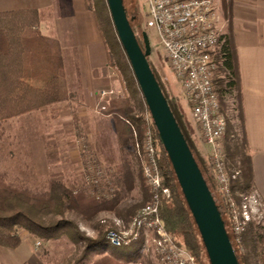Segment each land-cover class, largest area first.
Returning <instances> with one entry per match:
<instances>
[{"label": "trees", "instance_id": "trees-1", "mask_svg": "<svg viewBox=\"0 0 264 264\" xmlns=\"http://www.w3.org/2000/svg\"><path fill=\"white\" fill-rule=\"evenodd\" d=\"M85 3L94 13L98 27L100 25L97 18H101L103 28L99 27L100 33L103 32L104 38L107 36L109 40L107 43L101 35L108 65L118 70L127 92V96L122 100H112L108 108L104 107L106 112L113 113L115 119L120 156L119 171L112 182L116 192L112 193L113 198L90 197L83 190L70 189L61 179H49L40 186H31L19 180L6 181V173L0 170V246L17 248L21 243L19 235L21 229L42 241L65 235L75 245H81V255L73 264H101L100 261L94 262L92 257L103 253H109L121 260L125 259L127 263L133 261L139 263L141 257L134 250H137L142 242V237L127 245V247L135 245L131 252H127L124 250L126 246L115 247L109 244L105 239V230H99L97 236L90 237L79 231L74 219L65 216L66 212H72L89 222H93L101 211H111L121 216L118 208L121 199L119 189L129 192L134 189L138 180L143 196L139 202L124 208L123 216L129 221L140 207L150 201L153 194L145 182L140 158L134 154L138 161V167L134 168L135 164L131 158L133 153L129 151L130 146L134 149L136 139L142 138L146 128L142 117L146 110L144 99L117 37L106 0H85ZM125 10L127 14L126 7ZM37 19L34 10L0 12V122L64 99L60 80L63 73L60 56L53 54L46 44L47 40L37 33L35 29ZM129 20L135 31L132 18L129 17ZM136 36L142 45L141 36ZM214 57L218 64L215 84L220 110L225 115L227 123L225 158L228 168H234L231 172H237L232 179L231 189L234 194H248L250 189H253V180L250 158L246 152L240 79L231 32L220 34ZM148 61L210 190L216 189L206 157L196 146L176 99L167 91L161 74L149 57ZM32 64L38 72L34 77L28 74ZM32 80L40 81L41 85L33 84ZM234 117L238 121L240 136L235 134V127L230 120ZM154 132L156 133V130ZM1 135L0 130V138ZM230 140L232 143H229ZM157 163L162 178L161 187L169 190L168 196H161L159 189L158 212L164 226L174 240L192 254L197 264H203V260L209 264L196 225L160 144ZM217 194L219 203L217 201L216 203L231 240L226 202L218 192ZM233 246L239 264H264V225L250 221L242 234L241 244Z\"/></svg>", "mask_w": 264, "mask_h": 264}, {"label": "rangeland", "instance_id": "rangeland-1", "mask_svg": "<svg viewBox=\"0 0 264 264\" xmlns=\"http://www.w3.org/2000/svg\"><path fill=\"white\" fill-rule=\"evenodd\" d=\"M124 5L127 9L128 18H132V25L135 28L136 35L141 36V33L146 31L151 48L149 58L161 74L167 91L176 99L178 107L188 124L187 127L189 132L194 138L196 146L203 153L204 157H206L207 165L209 166L206 146L199 137L198 129L192 119L190 106L183 95L181 86L167 64V60L155 31L153 29H145L143 25L147 11L145 0H124ZM97 19L100 25L99 27L103 28L101 18L98 17ZM102 33L101 35L103 36ZM103 39L108 43L109 40L107 36H105V38L103 36ZM111 71L112 72L109 74V77L112 80L110 88L103 86L98 87L95 91V95L98 97V100L96 99V109L98 111L101 110L102 105H108L112 100H122L127 96L125 85L123 84L118 70L114 67ZM62 75L60 79L61 83ZM103 90L108 91V93L103 95ZM108 96L111 97V99L107 104L104 100ZM46 106L10 117L0 122V130L2 131L0 138V170L6 173L5 180H19L20 182H24L31 186H40L45 183L44 181L49 179H61L70 189H73L74 191L83 190L86 192L87 196L95 197L93 194L108 193L111 195V197L108 198H113L114 195L112 193H115L116 191H114L115 187L112 182L119 171L120 156L118 146L115 142L117 140L115 137L113 138L111 130H109L110 128H106L105 125L98 122V125L92 128L95 132V141L90 142L88 140V132L86 128L82 126L78 120L79 125L72 129L73 133L77 134L75 138L73 137L75 141L73 143H64L63 141H65L66 136H63V131H68L67 128L69 126L67 125L68 127H66L61 120L62 116L60 115V112L56 109H44ZM74 118H76L75 112H73L72 115V119ZM230 120L235 127V134L240 136L241 132L237 127V118L234 117V119ZM225 141L226 132L222 140L224 152ZM229 143H232V141L230 140ZM75 151L80 158L78 164L75 165L73 162L70 164L69 160H66L67 163L62 164L57 161L62 153L64 155H69V158H71L73 152L76 154ZM129 151H132L133 153L131 158L135 164L134 168H136L138 167V161L134 155L135 150L130 146ZM89 164H93L94 166L95 164L99 165L103 171L102 174L96 175L95 177L92 174H88L87 172L89 171L87 170V165ZM233 169H230V172ZM93 177L96 179V182L91 181ZM135 183L134 189L129 192L118 188L121 194V199L118 204L119 212L122 214L121 216L111 211H101L95 217L93 222L86 221L72 212H66L65 216L74 219L79 231L90 237L97 236L99 230H105L106 234L109 229H120L126 226L129 222L123 216L124 208L128 205L139 202L143 196L138 180ZM111 184L113 185L112 187ZM116 187H118V185ZM212 191L216 201L219 203V197L216 192L217 188L212 189ZM252 192H254V190L250 189L248 194ZM261 206L260 209L262 213L259 214L260 217L254 218L252 221L255 224L258 222L263 226L264 206ZM19 231L21 232L22 238H26L32 247L33 255L30 259V264H73L81 255L82 246L75 245L65 235H61L58 238L48 241H42L36 239L32 234L25 230L20 229ZM22 232L24 233L23 235ZM144 245V240H142L138 245L137 250H134L141 257L139 263L159 264L157 257L153 253L151 241L146 243V247ZM134 248L135 245L126 246L124 247V250L131 252ZM118 258L119 257H114L109 253H103L93 255L92 260L94 262L100 261L101 264H139L134 261L127 263L125 259L121 260ZM203 262V264H206L205 260H203Z\"/></svg>", "mask_w": 264, "mask_h": 264}, {"label": "crops", "instance_id": "crops-1", "mask_svg": "<svg viewBox=\"0 0 264 264\" xmlns=\"http://www.w3.org/2000/svg\"><path fill=\"white\" fill-rule=\"evenodd\" d=\"M215 3L218 31L220 34L231 32L236 50L246 152L250 158L253 190L264 206V0H215ZM18 10L36 12L37 33L47 40L53 54L60 56L64 101L44 109H56L66 127H70L63 131L66 136L63 142L75 141L73 137L77 134L72 129L79 123L86 128L90 142L95 141L92 128L98 122L110 128L116 139L113 113L96 109L95 91L98 87L110 88L112 68L108 65L94 13L86 7L85 0H0V12ZM31 67L28 74L34 77L38 72L34 64ZM32 83L41 85L40 81L32 80ZM110 99L108 96L104 101L108 104ZM104 106L108 108L109 104ZM66 160L76 165L80 158L77 152L71 158L62 153L57 161L62 164ZM19 235V247L0 246V264H30L32 247L20 231Z\"/></svg>", "mask_w": 264, "mask_h": 264}, {"label": "built area", "instance_id": "built-area-1", "mask_svg": "<svg viewBox=\"0 0 264 264\" xmlns=\"http://www.w3.org/2000/svg\"><path fill=\"white\" fill-rule=\"evenodd\" d=\"M145 4L147 11L143 25L145 29L155 31L167 64L190 106L199 137L206 146L217 192L226 202L231 243L238 246L247 224L260 217L263 204L255 192L234 194L231 189L237 172H230L222 143L227 123L220 110L215 84L218 64L214 52L220 36L215 0H145ZM106 93L108 91H102L103 95ZM104 107L102 105L101 108ZM142 117L146 128L142 138L136 139L134 150L140 158L145 182L153 194L126 226L107 230L105 238L112 246L121 247L143 236L145 247L151 241L159 264H197L192 254L174 240L160 218L159 189L161 196H168L169 190L161 187L157 163L159 142L147 107ZM92 165H87V173L94 177L101 175L100 166ZM94 177L92 182H96ZM93 195L96 198L111 197L108 193Z\"/></svg>", "mask_w": 264, "mask_h": 264}, {"label": "water", "instance_id": "water-1", "mask_svg": "<svg viewBox=\"0 0 264 264\" xmlns=\"http://www.w3.org/2000/svg\"><path fill=\"white\" fill-rule=\"evenodd\" d=\"M117 37L150 113L159 144L165 151L185 203L198 230L209 264H239L221 211L177 123L149 64L146 31L139 43L123 0H106Z\"/></svg>", "mask_w": 264, "mask_h": 264}]
</instances>
